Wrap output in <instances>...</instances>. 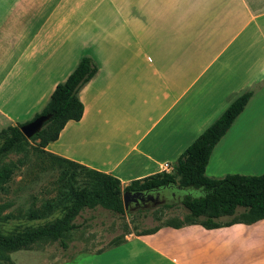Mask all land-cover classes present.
I'll use <instances>...</instances> for the list:
<instances>
[{
  "label": "crops",
  "instance_id": "1",
  "mask_svg": "<svg viewBox=\"0 0 264 264\" xmlns=\"http://www.w3.org/2000/svg\"><path fill=\"white\" fill-rule=\"evenodd\" d=\"M85 56L97 73L78 94L83 117L68 122L45 151L112 175L124 189L165 172L166 164L173 169L253 91L214 148L206 175H227L224 154L236 156L227 165L239 170L229 174H261L264 0H0V132L34 120ZM92 259L264 264V220L212 230L162 227Z\"/></svg>",
  "mask_w": 264,
  "mask_h": 264
},
{
  "label": "trees",
  "instance_id": "2",
  "mask_svg": "<svg viewBox=\"0 0 264 264\" xmlns=\"http://www.w3.org/2000/svg\"><path fill=\"white\" fill-rule=\"evenodd\" d=\"M96 73L95 62L90 57H83L67 80L56 87L45 109L35 117L51 115V119L44 125L41 132L32 138L33 141L39 140L43 150L49 143L59 138L68 122L81 120L84 105L78 94ZM252 96L253 91H248L238 97L181 154L171 172L135 180L124 189L120 180L112 175L89 169L49 153L61 166L71 165L80 171L69 173L68 170H63L61 180L67 181L68 185L60 191V197L49 202L45 211L31 213L29 218L42 219L55 212H60L61 215L51 222L27 227L17 233L5 234L0 230V264L11 263V253L31 249L33 245L40 242L59 241L63 248H67L64 239L79 227L75 219L85 209L93 210L101 207L115 214L125 215L127 211L124 207L123 194L128 191L146 192L174 187L187 190L191 194L182 199V205L189 212L185 220L165 221L153 229L135 232L137 236L153 235L162 227L180 229L185 226L200 225L212 230L235 224L252 225L264 220V173L260 175L227 174L222 178L206 175V168L214 148L244 111ZM22 126L8 127L0 132V162L4 155L14 149H20L27 142L20 130ZM84 172H87L90 181L79 184L77 176ZM12 174L13 170L10 166H2L0 186L9 180ZM194 190L201 191V194L194 195ZM165 207L173 208L174 205H165ZM223 218H229V220L222 221ZM158 220L161 221V218ZM124 242L123 240L114 246Z\"/></svg>",
  "mask_w": 264,
  "mask_h": 264
},
{
  "label": "rangeland",
  "instance_id": "3",
  "mask_svg": "<svg viewBox=\"0 0 264 264\" xmlns=\"http://www.w3.org/2000/svg\"><path fill=\"white\" fill-rule=\"evenodd\" d=\"M222 158L227 174L239 170L236 165H227L229 161H235L236 156L224 154ZM4 165L13 170L11 178L0 186V230L5 234L43 225L60 216V212H55L42 219L29 218L31 213L45 211L49 202L60 197V191L68 185L67 181L61 180L63 170L69 173L80 171L71 165L61 166L43 150L39 140L32 139H27L20 149L4 155L0 168ZM256 172L262 174L264 169ZM77 179L79 184L90 181L87 172L79 174ZM193 194L199 195L201 191L194 190ZM171 203L173 208L160 205L136 211L128 209L123 216L101 207L85 209L75 219L79 227L64 239L67 248H63L59 241L40 242L31 249L11 253V263L5 264H93V253L104 252L132 238L135 232L153 229L165 221L185 220L189 212L182 205V199ZM227 220L229 218L222 219Z\"/></svg>",
  "mask_w": 264,
  "mask_h": 264
},
{
  "label": "flooded vegetation",
  "instance_id": "4",
  "mask_svg": "<svg viewBox=\"0 0 264 264\" xmlns=\"http://www.w3.org/2000/svg\"><path fill=\"white\" fill-rule=\"evenodd\" d=\"M145 193V198L143 200H138V202H131L129 209L131 211L146 209L149 207H154L155 204L160 202H166L165 205L172 204L173 200L183 199L186 196L190 195V192H186L185 190L176 189L174 187H164L158 188L151 191L143 192ZM160 206V205H159Z\"/></svg>",
  "mask_w": 264,
  "mask_h": 264
},
{
  "label": "water",
  "instance_id": "5",
  "mask_svg": "<svg viewBox=\"0 0 264 264\" xmlns=\"http://www.w3.org/2000/svg\"><path fill=\"white\" fill-rule=\"evenodd\" d=\"M51 119V115H42L37 118H35L33 121L23 125L20 130L22 134L27 139H32L36 134L41 132L44 125ZM181 189V188H179ZM182 190V189H181ZM187 192V190H185ZM145 193L143 192H125L123 194V201H124V207L125 210L128 211L131 202H138V200H143L145 198ZM191 195V194H190ZM166 202H160L158 204H155L154 207H157L159 205L165 204Z\"/></svg>",
  "mask_w": 264,
  "mask_h": 264
},
{
  "label": "built area",
  "instance_id": "6",
  "mask_svg": "<svg viewBox=\"0 0 264 264\" xmlns=\"http://www.w3.org/2000/svg\"><path fill=\"white\" fill-rule=\"evenodd\" d=\"M171 171H172V168L168 164H166L165 165V172H171Z\"/></svg>",
  "mask_w": 264,
  "mask_h": 264
},
{
  "label": "bare ground",
  "instance_id": "7",
  "mask_svg": "<svg viewBox=\"0 0 264 264\" xmlns=\"http://www.w3.org/2000/svg\"><path fill=\"white\" fill-rule=\"evenodd\" d=\"M255 160V159H254ZM249 162V161H248ZM252 163V162H251Z\"/></svg>",
  "mask_w": 264,
  "mask_h": 264
}]
</instances>
